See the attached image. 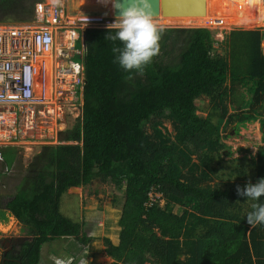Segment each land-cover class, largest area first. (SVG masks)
Returning a JSON list of instances; mask_svg holds the SVG:
<instances>
[{"label": "trees", "instance_id": "obj_1", "mask_svg": "<svg viewBox=\"0 0 264 264\" xmlns=\"http://www.w3.org/2000/svg\"><path fill=\"white\" fill-rule=\"evenodd\" d=\"M42 2L0 0V23L35 20ZM161 28L159 52L141 71L115 61L121 45L106 40L108 28L84 30L75 57L84 66L82 116L66 137L75 143L42 145L17 190L0 192V222L13 215L29 236L4 264H40L43 245L64 237L88 244L85 222L63 214L61 202L96 179L124 189L119 242L104 238L112 264H264V224L246 219L264 196L237 192L264 178V145L246 148L238 160L250 163L232 167L225 140L233 123L237 132L255 121L264 127V31L232 29L225 55L209 28ZM203 97L207 115L199 113ZM18 150L0 146V165L11 168Z\"/></svg>", "mask_w": 264, "mask_h": 264}, {"label": "rangeland", "instance_id": "obj_2", "mask_svg": "<svg viewBox=\"0 0 264 264\" xmlns=\"http://www.w3.org/2000/svg\"><path fill=\"white\" fill-rule=\"evenodd\" d=\"M261 1L264 4V0ZM57 2L64 6L71 16L83 13L118 15L114 11H111L109 5L103 3L102 0H57ZM254 2L255 0H230L227 1V4H225L224 2L219 1L217 6L220 8L221 5V9L219 11L217 10V14L224 17L239 9L240 12L237 17H242L243 19H254L259 24L255 26L252 25L251 27L237 25L227 27H222L221 25L207 26L213 31L214 37L217 40L215 48H217L218 53L225 54V50L227 49L223 43V39L232 29H262L264 31V15L259 14L260 12H258L257 6H254ZM42 3L43 4L37 3L36 9L41 8V5L46 4L52 6L55 4V2L54 4L50 3L49 0H44ZM225 5L226 8L224 9ZM4 13H6V11L0 4V20L4 18ZM205 15H174V17L197 18ZM160 17L162 16L160 15ZM160 17H157L159 21H161L159 19ZM165 18L162 17V23L159 22L162 27L188 28L203 26V24L200 25L197 23L194 25H186L184 23H166L163 21ZM9 25H40V21L35 18V20L26 23H10ZM56 39L57 42L60 43L61 33L57 34ZM81 47L82 41H77V48L79 49ZM43 57L48 58L46 55ZM41 59L43 60L44 58ZM40 70H42L41 67H39V71ZM47 77L49 76L47 75ZM37 87L39 88V86ZM237 89L239 96H248V92L243 86L238 85ZM79 96L80 101L75 106H72L70 103L68 105L70 108L66 107V111L64 112L65 118H62L59 123L55 122V124L57 123L56 127L53 126L52 130H47L45 137L41 138L37 133L34 134V136L26 135L18 141L19 143H16L17 146H19V150L17 159L13 166L11 168H7L0 165V169L2 170L0 173L1 193L12 194L17 190L18 185L21 183L28 171L29 163L33 159L34 155L41 150L42 145L59 144L61 142L75 143L74 140H66V137L67 132L78 121H80L82 116V91ZM197 104L199 106V113L207 115L211 107L209 99L203 97L197 101ZM166 125L170 127V129L172 128L170 123H167ZM226 134L227 136L225 137V140L229 145H231L232 150L234 151L232 159L237 160L231 161L229 156L226 158L229 160L232 167L235 164H239V162L244 165H248V163H250L247 160H238L246 154H249V152L245 151L246 148H249L250 153L254 154L257 152L259 146L264 145V127H261L260 121L248 123L246 127H241L238 132L236 130L235 123H233L227 128ZM124 199V189H119L114 183H103L99 179L94 180L87 186L70 188L62 197L61 211L74 221L85 222V230L88 235L93 237V239L88 244H83L75 237H64L45 243L42 247L40 264H55V261L58 258L64 260L71 259L72 264H79L81 259L85 260V264H112L114 260L107 255L104 238L109 237L114 243L119 242L121 229L119 219ZM25 238H29V236L26 233L23 223H21L15 216L10 215L7 222H3V224L0 223V259L3 251L7 249L9 245L13 243L18 244L21 241H24Z\"/></svg>", "mask_w": 264, "mask_h": 264}, {"label": "built area", "instance_id": "obj_3", "mask_svg": "<svg viewBox=\"0 0 264 264\" xmlns=\"http://www.w3.org/2000/svg\"><path fill=\"white\" fill-rule=\"evenodd\" d=\"M36 11L40 25L0 24V146L19 143L24 136L36 133L43 138L47 130L65 118L66 107L80 101L79 91L85 81L83 63L75 58L82 56L85 44L78 49L77 41L82 40L85 29L108 28L117 16H71L58 2L41 5ZM157 17L160 16H154V20L162 27V17L161 21ZM58 33L60 43L56 39ZM44 55L52 58L49 96L45 89L46 63L41 59ZM39 81L43 86L40 92ZM150 197L158 199L161 194L151 192Z\"/></svg>", "mask_w": 264, "mask_h": 264}, {"label": "clouds", "instance_id": "obj_4", "mask_svg": "<svg viewBox=\"0 0 264 264\" xmlns=\"http://www.w3.org/2000/svg\"><path fill=\"white\" fill-rule=\"evenodd\" d=\"M118 10L113 23L107 27V41H119L121 46L113 47L114 59L126 71H141L159 52L160 33L163 29L154 20L153 0H102ZM202 27L207 26L203 25ZM210 29V28H209ZM237 192L247 199L259 200L264 196V178L256 183L249 182ZM247 222L253 226L264 224V203L252 205L246 215ZM55 264H72L71 259H56ZM79 264H85L81 259Z\"/></svg>", "mask_w": 264, "mask_h": 264}, {"label": "bare ground", "instance_id": "obj_5", "mask_svg": "<svg viewBox=\"0 0 264 264\" xmlns=\"http://www.w3.org/2000/svg\"><path fill=\"white\" fill-rule=\"evenodd\" d=\"M219 1L224 2L225 4H227V1L230 0H207V14L203 17H192V18H177V17H168L165 18L163 21L166 23H184L186 25H194V24H200V25H221L222 27H227V26H231V25H237V26H243V27H251L252 25H258L259 23L257 21H255L254 19H243L242 17H237L238 13L240 12L239 9L236 10L234 13H230L226 16H222L220 14H217V10L219 11L221 9V5L220 8H218L217 4L219 3ZM50 3L54 4V2L49 1ZM93 2V1H92ZM49 3V4H50ZM57 3V1L55 2ZM231 4V3H230ZM109 8L111 11H114L116 13V11L112 8L111 4L109 3ZM232 5V4H231ZM254 6H257L258 12H260V15H264V4L261 0H255L254 2ZM226 8V5L224 7V9ZM109 12V11H108ZM216 13V14H215ZM117 14V13H116ZM154 16H158L154 13ZM160 16V15H159ZM264 19V17H263ZM221 27V28H222ZM51 56H49L47 58L46 61V81H45V89L47 91V95L49 96V93L51 92V70H52V66H51ZM47 75L49 77H47ZM37 86H39V88L37 87L38 91H42L43 86H42V82H38Z\"/></svg>", "mask_w": 264, "mask_h": 264}, {"label": "water", "instance_id": "obj_6", "mask_svg": "<svg viewBox=\"0 0 264 264\" xmlns=\"http://www.w3.org/2000/svg\"><path fill=\"white\" fill-rule=\"evenodd\" d=\"M153 10L164 18L174 15L200 16L207 14V0H153ZM115 11L118 14V10Z\"/></svg>", "mask_w": 264, "mask_h": 264}, {"label": "flooded vegetation", "instance_id": "obj_7", "mask_svg": "<svg viewBox=\"0 0 264 264\" xmlns=\"http://www.w3.org/2000/svg\"><path fill=\"white\" fill-rule=\"evenodd\" d=\"M25 239H27V238H25ZM23 242L24 241H21L18 244L13 243V244L9 245V247L7 249H5L2 253V257L0 259V264H4L5 261H7V260H11V261L16 260L15 256L18 255L19 248Z\"/></svg>", "mask_w": 264, "mask_h": 264}, {"label": "crops", "instance_id": "obj_8", "mask_svg": "<svg viewBox=\"0 0 264 264\" xmlns=\"http://www.w3.org/2000/svg\"><path fill=\"white\" fill-rule=\"evenodd\" d=\"M37 12V11H36ZM82 44H84V40H83V38H82ZM47 57H49V55H46ZM44 58V60H45V63H46V61H47V58H45V57H43ZM10 145H17V144H10ZM0 159H2V158H0ZM10 216V215H9ZM0 223H2L3 224V222H0Z\"/></svg>", "mask_w": 264, "mask_h": 264}]
</instances>
